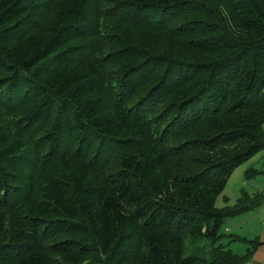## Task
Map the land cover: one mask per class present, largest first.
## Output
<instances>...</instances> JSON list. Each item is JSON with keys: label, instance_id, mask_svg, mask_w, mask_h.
<instances>
[{"label": "trees", "instance_id": "1", "mask_svg": "<svg viewBox=\"0 0 264 264\" xmlns=\"http://www.w3.org/2000/svg\"><path fill=\"white\" fill-rule=\"evenodd\" d=\"M263 150L264 0H0V264H244Z\"/></svg>", "mask_w": 264, "mask_h": 264}, {"label": "crops", "instance_id": "2", "mask_svg": "<svg viewBox=\"0 0 264 264\" xmlns=\"http://www.w3.org/2000/svg\"><path fill=\"white\" fill-rule=\"evenodd\" d=\"M250 190V194L257 192L264 193V188H250ZM224 225L225 232L223 234H225V237L230 238V240L228 243H225L224 241L226 240L224 239L223 244L235 254L245 256L251 245L236 237L257 241L260 245L255 249L251 258L244 264H264V204L256 210H251L236 217L229 218Z\"/></svg>", "mask_w": 264, "mask_h": 264}, {"label": "rangeland", "instance_id": "3", "mask_svg": "<svg viewBox=\"0 0 264 264\" xmlns=\"http://www.w3.org/2000/svg\"><path fill=\"white\" fill-rule=\"evenodd\" d=\"M251 169H256L262 173L254 178H248L247 172ZM250 188H264V150L235 170L226 189L217 200V208L221 209L227 206V204H235L236 200L241 196V190L245 189L250 193ZM221 232H225V225L222 227ZM224 239L226 240H223L225 243H228L230 240L227 237ZM210 248V242L205 238H199L194 241H192V238H188L186 240L184 256H204L208 254L207 252H209Z\"/></svg>", "mask_w": 264, "mask_h": 264}]
</instances>
